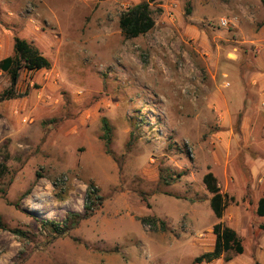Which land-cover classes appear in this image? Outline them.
<instances>
[{"label": "rangeland", "instance_id": "rangeland-1", "mask_svg": "<svg viewBox=\"0 0 264 264\" xmlns=\"http://www.w3.org/2000/svg\"><path fill=\"white\" fill-rule=\"evenodd\" d=\"M145 1L0 0V58L16 36L50 62L21 73L24 99L0 102V157L9 158L0 264H195L217 223L206 173L233 198L221 222L243 246L210 264H264L255 214L264 196V7L157 0L154 28L125 39L119 16ZM8 86L0 72V96ZM90 184L100 205L89 219L63 237L41 228L82 213Z\"/></svg>", "mask_w": 264, "mask_h": 264}, {"label": "trees", "instance_id": "trees-1", "mask_svg": "<svg viewBox=\"0 0 264 264\" xmlns=\"http://www.w3.org/2000/svg\"><path fill=\"white\" fill-rule=\"evenodd\" d=\"M157 0H147L127 8L121 13L118 20L119 29L125 39H135L139 36L149 33L155 25L152 17L151 5ZM264 7V0H259ZM190 3L187 2V13L190 12ZM50 69V62L46 59L30 42L24 39L13 37L12 54L0 60V72L8 77L9 86L0 96V102L15 99H24L27 93H19L17 84L22 72L37 73ZM103 135L100 140L103 142L104 151L107 155H111L110 151V128L105 119H102ZM8 155L4 154L0 157V179L7 172ZM202 184L206 192L210 195L209 208L217 220L212 227L214 235V244L211 251L203 253L194 259L195 264H210L222 258L224 254L234 253L242 255V240L237 233L230 227L225 226L221 219L227 207L233 202V198L222 194L218 186L217 179L212 173H206L202 178ZM100 198L97 190L92 184L88 185V192L84 199L83 212H68L64 219L57 223L50 220L40 221L41 228L53 237H63L69 231L74 229L82 221L89 219L94 211L100 205ZM255 214L264 218V196L261 197L256 205ZM140 222L144 225H151L155 228L156 220L152 218H143ZM264 230V226L262 227ZM15 235H22L18 230H12Z\"/></svg>", "mask_w": 264, "mask_h": 264}, {"label": "built area", "instance_id": "built-area-1", "mask_svg": "<svg viewBox=\"0 0 264 264\" xmlns=\"http://www.w3.org/2000/svg\"><path fill=\"white\" fill-rule=\"evenodd\" d=\"M227 25H228V22L225 19H221L220 20V26L221 27H224L225 28V27H227Z\"/></svg>", "mask_w": 264, "mask_h": 264}, {"label": "crops", "instance_id": "crops-1", "mask_svg": "<svg viewBox=\"0 0 264 264\" xmlns=\"http://www.w3.org/2000/svg\"><path fill=\"white\" fill-rule=\"evenodd\" d=\"M2 49H3V48L0 47V55H1ZM5 57H8V56L1 57L0 59H3V58H5ZM25 73H26V72H25ZM20 77H21V76H20ZM17 85H18V84H17ZM14 113H15V112H14ZM258 200H259V199H258ZM258 200H257V202H258ZM256 205H257V204H256ZM242 254H243V253H242ZM224 255H225V254H224ZM224 255H223V256H224ZM223 256H222V257H223ZM220 259H221V258H220Z\"/></svg>", "mask_w": 264, "mask_h": 264}]
</instances>
